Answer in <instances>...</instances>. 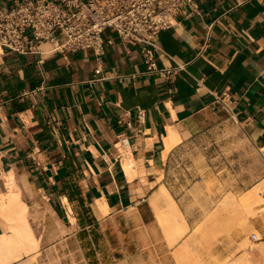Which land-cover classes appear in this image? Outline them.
Listing matches in <instances>:
<instances>
[{"label": "crops", "instance_id": "1", "mask_svg": "<svg viewBox=\"0 0 264 264\" xmlns=\"http://www.w3.org/2000/svg\"><path fill=\"white\" fill-rule=\"evenodd\" d=\"M20 1L0 0V9ZM102 36L100 55L49 54L45 43L0 53V199L26 205L32 253L178 264L232 170L219 161L217 136L232 126L264 145V0H192L157 35L163 76L148 73L139 47L112 28ZM235 182L239 194L264 183ZM174 206L181 217L170 215ZM6 216L0 236L11 233ZM249 225L264 239V208Z\"/></svg>", "mask_w": 264, "mask_h": 264}, {"label": "built area", "instance_id": "2", "mask_svg": "<svg viewBox=\"0 0 264 264\" xmlns=\"http://www.w3.org/2000/svg\"><path fill=\"white\" fill-rule=\"evenodd\" d=\"M192 0H22L0 9V53H45L91 49L103 53V33L112 28L124 44L137 45L148 73L165 75L156 64V39L160 31L172 28L176 18ZM109 42V41H106ZM39 54H43L39 52ZM98 72V69L96 70ZM120 144L127 145L121 140ZM251 241H258L256 233Z\"/></svg>", "mask_w": 264, "mask_h": 264}, {"label": "rangeland", "instance_id": "3", "mask_svg": "<svg viewBox=\"0 0 264 264\" xmlns=\"http://www.w3.org/2000/svg\"><path fill=\"white\" fill-rule=\"evenodd\" d=\"M217 144L224 153L220 162L229 164L232 170L224 173V189L218 190V198L211 210L212 217L201 223L195 233L199 236L194 241V251L184 252L179 257L178 264H218L223 259H234L241 253H254L256 264H264V239L251 241L250 234H260L249 225L247 205L242 203L243 195L233 190L236 184V175L242 180L247 179L248 184L264 181V145H254L250 141L240 140L239 135L230 129L217 136ZM217 146V149H218ZM239 181V177H237ZM264 183L257 184L258 197L263 189ZM209 184H206V191ZM254 187V186H253ZM263 198V197H262ZM210 219V220H208ZM230 237V238H229ZM191 237H189L190 239ZM231 239L232 250L222 252L225 240ZM192 247H190L191 249ZM35 251V250H34ZM33 251V252H34ZM13 264H78L77 260L65 258L62 253H38L23 254L20 258L12 260ZM11 261V262H12Z\"/></svg>", "mask_w": 264, "mask_h": 264}, {"label": "bare ground", "instance_id": "4", "mask_svg": "<svg viewBox=\"0 0 264 264\" xmlns=\"http://www.w3.org/2000/svg\"><path fill=\"white\" fill-rule=\"evenodd\" d=\"M258 190V186L250 188L249 191L245 193L246 195H243L241 200L242 203L247 205L248 212L251 216L264 208V198L260 196L258 197ZM161 194L165 195V191L162 190ZM8 197V199H0V211H3L4 214L7 215L6 217L10 221L11 231L9 234L0 236V264L10 263L12 260L20 258L23 254H29L33 252L38 247V239L34 236L33 231L31 230L27 221L28 216H26V205L14 197ZM170 213L171 216L181 217L178 209L175 206L172 207ZM184 230H186V227ZM237 261L240 264H256V261L251 260L249 257H244V259H238L237 257V259H231V263H229V260L223 259V261L219 262L218 264H233Z\"/></svg>", "mask_w": 264, "mask_h": 264}]
</instances>
